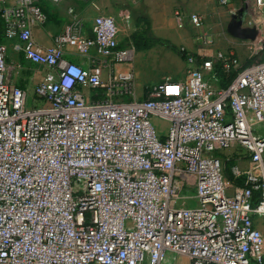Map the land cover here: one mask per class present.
I'll return each mask as SVG.
<instances>
[{
	"label": "built area",
	"instance_id": "built-area-1",
	"mask_svg": "<svg viewBox=\"0 0 264 264\" xmlns=\"http://www.w3.org/2000/svg\"><path fill=\"white\" fill-rule=\"evenodd\" d=\"M245 12L264 17V0ZM45 19L35 0H0L3 37L46 68L28 97L0 40V264H264V59L186 52L180 78L137 98L112 16L46 47L32 33ZM216 63L236 71L225 87ZM230 147L248 155L243 186L226 179Z\"/></svg>",
	"mask_w": 264,
	"mask_h": 264
},
{
	"label": "rangeland",
	"instance_id": "rangeland-1",
	"mask_svg": "<svg viewBox=\"0 0 264 264\" xmlns=\"http://www.w3.org/2000/svg\"><path fill=\"white\" fill-rule=\"evenodd\" d=\"M46 4L56 5L43 0ZM64 1V0H62ZM173 0H73V4L80 11L104 14L106 10L115 8L123 16L131 15L135 22L150 19L146 15L138 13L137 7L166 8V14L174 16ZM213 8L202 13L204 31L213 38H161L175 45L178 50H184L201 58H211L218 51H233L240 65H246L264 59V17L256 14L257 18H250L245 12L246 0H229L228 5L221 6L213 0ZM168 8V9H167ZM239 27L234 29L236 22ZM131 38H119L124 44ZM140 44H144L147 38H136ZM0 40L7 46V77L12 83L28 91V97L35 84L41 79L46 68L26 61L22 54L13 46L15 40H7L0 31ZM18 52V53H17ZM76 58L77 57H72ZM75 60V59H74ZM135 72V81L132 97L145 96L146 88L166 78L176 79L180 77L186 68L185 60L174 49L163 43H150L147 47L136 48L131 62ZM171 72V75L167 73ZM233 74L234 71H229ZM218 155L223 159L226 179L231 185L240 186L237 182H244V171L249 167L237 157L235 147L219 150ZM264 233V225L260 226Z\"/></svg>",
	"mask_w": 264,
	"mask_h": 264
},
{
	"label": "crops",
	"instance_id": "crops-1",
	"mask_svg": "<svg viewBox=\"0 0 264 264\" xmlns=\"http://www.w3.org/2000/svg\"><path fill=\"white\" fill-rule=\"evenodd\" d=\"M35 1L42 7L46 16L45 21L41 24H37L36 26H34L32 30L33 38L35 39L36 43L39 44L40 46H45V47L49 46L52 43L53 38L57 34L62 32L65 25L72 20H78L79 22H81L84 28V32L86 34H89L90 33L89 27L93 18L96 15H99L93 12L80 11L76 7V5L73 4V0H64V1L61 0L56 5H51L49 3L46 4L43 0H35ZM171 3L172 5H175L174 11L178 9L181 12V17L177 18L175 16L168 15L165 13L167 11L166 8L164 7L159 8L158 6H156L155 8L152 7L145 8L143 6H140L137 7L135 10L138 11V13H141L142 15H146L150 19V31L155 37L213 38L204 31L203 29L204 23L202 24L201 27L197 28L194 27L188 20V15L192 12H197V13H200L198 11L208 12L209 9H212L213 0H173V2L171 1ZM105 13H107L106 15L112 16L114 18L118 29V38H129L132 33L141 30L142 22L140 21L135 22L131 15L127 17L123 16L119 14L117 10H115V8L106 10ZM200 14L202 15V13ZM69 56L71 58L77 57V59L76 58H72V59L73 60L75 59L78 62L85 61V58L80 56H75L70 52H69ZM167 74L171 75V72H168ZM26 92L28 94L29 90ZM237 154L239 160L249 164V158L247 154L245 153L243 154L237 153Z\"/></svg>",
	"mask_w": 264,
	"mask_h": 264
},
{
	"label": "trees",
	"instance_id": "trees-1",
	"mask_svg": "<svg viewBox=\"0 0 264 264\" xmlns=\"http://www.w3.org/2000/svg\"><path fill=\"white\" fill-rule=\"evenodd\" d=\"M147 20L143 19L142 20V25H141V30L134 32L130 35L129 39L127 42H129L134 49L136 50V48L140 49L143 47H147L150 43H163L164 45L174 49L175 51H177V53L182 57V59L186 58V52L183 50H178L177 47L175 45H172L166 41H164L161 38L155 37L151 31H150V26H147ZM136 38H147V40L144 42V44H140L138 42V40ZM126 42V43H127ZM198 59L201 57L195 55ZM247 65V64H246ZM229 71H234L233 74H230ZM214 72L217 75L219 81L218 84L221 87H225L229 84V82L233 79V77L236 74L235 70H224L218 63H216L214 65ZM225 171V170H224ZM225 174L227 175V173L225 172ZM240 186H243L244 182H237Z\"/></svg>",
	"mask_w": 264,
	"mask_h": 264
},
{
	"label": "water",
	"instance_id": "water-1",
	"mask_svg": "<svg viewBox=\"0 0 264 264\" xmlns=\"http://www.w3.org/2000/svg\"><path fill=\"white\" fill-rule=\"evenodd\" d=\"M240 21L236 22V24L234 25V29H237L239 27Z\"/></svg>",
	"mask_w": 264,
	"mask_h": 264
},
{
	"label": "bare ground",
	"instance_id": "bare-ground-1",
	"mask_svg": "<svg viewBox=\"0 0 264 264\" xmlns=\"http://www.w3.org/2000/svg\"><path fill=\"white\" fill-rule=\"evenodd\" d=\"M184 264H186V262Z\"/></svg>",
	"mask_w": 264,
	"mask_h": 264
}]
</instances>
